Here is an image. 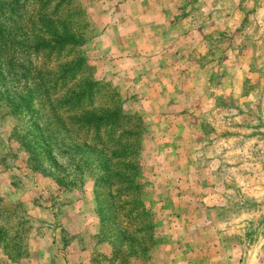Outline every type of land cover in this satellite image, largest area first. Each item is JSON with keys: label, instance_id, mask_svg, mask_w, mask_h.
<instances>
[{"label": "rangeland", "instance_id": "rangeland-1", "mask_svg": "<svg viewBox=\"0 0 264 264\" xmlns=\"http://www.w3.org/2000/svg\"><path fill=\"white\" fill-rule=\"evenodd\" d=\"M0 264H264V0H0Z\"/></svg>", "mask_w": 264, "mask_h": 264}, {"label": "trees", "instance_id": "trees-1", "mask_svg": "<svg viewBox=\"0 0 264 264\" xmlns=\"http://www.w3.org/2000/svg\"><path fill=\"white\" fill-rule=\"evenodd\" d=\"M67 85V83L63 84V88ZM53 89L55 90H62V85L61 82L56 81V83L53 85ZM62 88V89H61ZM50 95H54L52 91H50V88L48 89ZM39 94L37 93L36 97H38ZM76 96V95H75ZM16 100V104H13L12 107V111L11 112H18L20 110L21 113L25 112V111H30V109H32L31 106H33L34 104V100L35 97L33 95L30 94H26L23 93L20 97H18ZM82 98L81 97H77L75 99H67L66 101H59L60 105L61 103H63L64 107H68V106H72L73 109H81V104L82 102ZM62 106V105H61ZM99 125H96V127L98 128ZM112 128V132L114 131V125L111 127Z\"/></svg>", "mask_w": 264, "mask_h": 264}]
</instances>
